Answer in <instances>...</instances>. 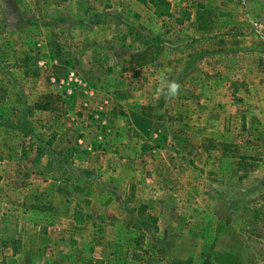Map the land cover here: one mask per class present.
Masks as SVG:
<instances>
[{
    "label": "rangeland",
    "instance_id": "1",
    "mask_svg": "<svg viewBox=\"0 0 264 264\" xmlns=\"http://www.w3.org/2000/svg\"><path fill=\"white\" fill-rule=\"evenodd\" d=\"M156 1L0 0L5 243L84 223L33 264H264V0Z\"/></svg>",
    "mask_w": 264,
    "mask_h": 264
},
{
    "label": "crops",
    "instance_id": "2",
    "mask_svg": "<svg viewBox=\"0 0 264 264\" xmlns=\"http://www.w3.org/2000/svg\"><path fill=\"white\" fill-rule=\"evenodd\" d=\"M37 178V176L35 177L34 175V180L35 181ZM32 181V180H31ZM33 184H29V188L32 186ZM39 193H42V192H39ZM37 191L34 192V196L37 195ZM45 195V193H43ZM143 196L145 197V195L143 194ZM29 197H32V194H29ZM148 197V196H147ZM146 197V198H147ZM3 199V198H2ZM1 200V198H0ZM2 200L0 201V206H2ZM36 208V207H35ZM62 209L65 210V213L63 214L62 216ZM44 214H46V211L45 210V207H41V209ZM24 211V210H23ZM30 212H32V208L30 207L29 209ZM54 212H55V215H48V216H43L40 221H29L28 220V224H26V229H27V232L26 230H23L22 228H20V226H13L14 230L12 231L13 234L14 233H17V234H14L15 238L19 237L22 241V246H21V250H19V248H14L13 246L11 245H7L5 243V236H3V233H4V227L3 229L0 228V264H5L4 260L5 259H8L10 256L11 258H16L18 259L19 257V254L24 250L25 252H27V261L26 263L27 264H33L32 262H30L29 260H35L34 257H36V255H47L50 257L51 253H49V249H47L45 251V246L47 245V243L49 244H54L56 242H59L61 244V248L60 249H63L61 250V252H63L62 254L65 255L66 258H70V259H78V258H81L82 255H83V252L80 251L78 249V247L76 245H73V249H71V247H67L68 246V243L70 244H78V243H81V242H84L85 239L83 238L82 240V237H83V234H82V230H83V225L84 223H76V222H73V224H75V228H73V231L72 232H69L68 229H67V225H68V222H69V218L67 216V213H66V207L65 206H62V203H59V208L57 210V213H56V209H54ZM114 212V210H113ZM22 211H19L18 214H21ZM115 215L116 212H114ZM141 214V212H140ZM138 215V214H137ZM139 216H143V217H149L147 214L144 215V212H142V215H139ZM19 218H22V216L18 215ZM5 218V215L3 214V212L0 213V226L2 225L1 224V221ZM91 219H93L91 217ZM146 220L148 218H145ZM144 221V220H143ZM149 221H151L150 217H149ZM145 222V221H144ZM152 222V221H151ZM154 224H158V222H152ZM145 224L147 226H149L147 224V222H145ZM45 227L47 228V230L45 229V231H38L37 228L39 227ZM94 227V226H93ZM130 227H131V230L133 231H136L135 230V223L134 221L131 219V223H130ZM150 227V226H149ZM18 228V229H17ZM53 228V230H52ZM156 226H155V233H151L150 236H155L156 239H161V237L163 236V233L162 234H159L158 231H156ZM51 231H54L51 232ZM142 232H145L146 233V230L143 228L141 229ZM152 231V232H153ZM22 232H26L25 234H22ZM136 233V232H135ZM137 233H139V231L137 230ZM52 234L54 235V238L55 239H60V240H52L53 239V236ZM69 234L72 236L69 238ZM141 236V240L143 238H147L148 235L147 233L146 234H140ZM134 237H136V234L133 235V239ZM132 239V240H133ZM17 249V251L13 252V249ZM7 256V257H5ZM13 256V257H12ZM94 256V254H93ZM45 257V256H44ZM96 257V256H94ZM2 261V262H1ZM14 262H12L11 264H20V262L17 260H12ZM25 263V264H26Z\"/></svg>",
    "mask_w": 264,
    "mask_h": 264
},
{
    "label": "clouds",
    "instance_id": "3",
    "mask_svg": "<svg viewBox=\"0 0 264 264\" xmlns=\"http://www.w3.org/2000/svg\"><path fill=\"white\" fill-rule=\"evenodd\" d=\"M172 69L168 68L165 70H161L157 74L158 79V87L156 89V96H163L166 100H171L176 98L180 93V84L174 80L169 79V74Z\"/></svg>",
    "mask_w": 264,
    "mask_h": 264
},
{
    "label": "trees",
    "instance_id": "4",
    "mask_svg": "<svg viewBox=\"0 0 264 264\" xmlns=\"http://www.w3.org/2000/svg\"><path fill=\"white\" fill-rule=\"evenodd\" d=\"M153 3H154V5H155V7H156V13H157V15H163V14H165V13H167V10H165V11H163V12H159L158 11V1H156V0H151ZM157 2V3H156ZM47 143H50V138H49V140L47 141Z\"/></svg>",
    "mask_w": 264,
    "mask_h": 264
}]
</instances>
